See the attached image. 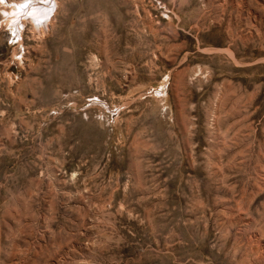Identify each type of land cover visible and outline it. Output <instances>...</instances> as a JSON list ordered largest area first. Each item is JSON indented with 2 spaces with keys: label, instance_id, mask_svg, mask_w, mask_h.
Segmentation results:
<instances>
[{
  "label": "rangeland",
  "instance_id": "rangeland-1",
  "mask_svg": "<svg viewBox=\"0 0 264 264\" xmlns=\"http://www.w3.org/2000/svg\"><path fill=\"white\" fill-rule=\"evenodd\" d=\"M8 1L0 264H264V0Z\"/></svg>",
  "mask_w": 264,
  "mask_h": 264
},
{
  "label": "bare ground",
  "instance_id": "bare-ground-1",
  "mask_svg": "<svg viewBox=\"0 0 264 264\" xmlns=\"http://www.w3.org/2000/svg\"><path fill=\"white\" fill-rule=\"evenodd\" d=\"M27 2L25 3H18L16 5L13 6V15L16 16V19H12L13 22H16L17 20H19L22 16H24V14H26L27 12L31 11L30 14H32L34 17V19H41V20H46V17L49 16V9L51 8V5H44V6H37V5H33V3H30L29 6L28 4L26 5ZM51 3V2H50ZM11 3L7 0L6 5H10ZM20 10V12H18ZM20 13V14H19ZM29 14V13H28ZM48 18V17H47Z\"/></svg>",
  "mask_w": 264,
  "mask_h": 264
},
{
  "label": "snow or ice",
  "instance_id": "snow-or-ice-1",
  "mask_svg": "<svg viewBox=\"0 0 264 264\" xmlns=\"http://www.w3.org/2000/svg\"><path fill=\"white\" fill-rule=\"evenodd\" d=\"M0 2H2V0H0Z\"/></svg>",
  "mask_w": 264,
  "mask_h": 264
}]
</instances>
